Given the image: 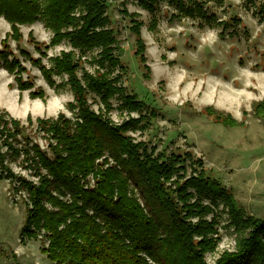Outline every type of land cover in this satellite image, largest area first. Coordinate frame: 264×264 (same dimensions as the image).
I'll return each mask as SVG.
<instances>
[{
  "label": "trees",
  "instance_id": "trees-1",
  "mask_svg": "<svg viewBox=\"0 0 264 264\" xmlns=\"http://www.w3.org/2000/svg\"><path fill=\"white\" fill-rule=\"evenodd\" d=\"M134 1L152 16L165 3L174 10L171 23L198 20L199 27L221 28L223 35L242 23L211 12V3L222 0ZM124 14L132 19L136 56L148 75L144 23L139 14ZM257 14L264 18V4ZM0 18L11 25L1 41L0 69L14 77L20 92L46 101L45 91L24 78L28 69L23 63L30 62L50 88H70L74 101L67 107L76 113L75 118L60 113L35 122L28 116L27 127L36 125L44 148L26 134L21 120L0 110V180L25 195L22 242L44 239L48 245L43 254L54 264H208L207 254L216 253L221 241L216 211L222 207L229 217L227 228L236 235L235 249L222 253L215 264H264V217L249 214L191 152L156 155V148L149 151L129 135L144 130L158 113H148L144 102L127 93L121 74L111 76L125 68L115 55L117 37L102 0H0ZM40 21L52 32L51 40L42 45L30 33L40 57L19 49L23 62L11 52L9 41L20 43V27ZM64 41L73 50L49 57L48 51ZM94 51L98 57L89 63L98 67L92 74L83 65ZM63 76L67 81L58 84L56 77ZM90 94L99 98L98 112L92 109ZM114 99L121 103L118 110L129 114L121 124L110 117ZM253 109L257 117L264 116V101ZM206 112L215 116V123L239 125L212 107ZM13 165L28 176L17 174Z\"/></svg>",
  "mask_w": 264,
  "mask_h": 264
},
{
  "label": "rangeland",
  "instance_id": "rangeland-1",
  "mask_svg": "<svg viewBox=\"0 0 264 264\" xmlns=\"http://www.w3.org/2000/svg\"><path fill=\"white\" fill-rule=\"evenodd\" d=\"M102 1L107 7L110 28L117 37L115 55L125 68L122 73L113 70L111 76L121 74V85L127 93L144 102L148 113L152 110L158 113L157 118L147 121L144 130L129 135L145 144L149 151L156 148V155L191 152L195 159L203 161L207 175L231 191L249 214L263 218L264 116L257 117L253 108L264 101V18L257 14L264 0L212 2L211 12H216L220 19L242 21L234 33L230 29L225 35L221 28L199 27L198 20L171 23L174 10L165 3L152 16L134 0ZM124 10L130 15L139 14V21L144 23L141 31L147 47V65L151 69L148 75L136 56V37L130 31L132 19L125 16ZM20 30L23 40L20 43L10 40L11 52L22 61L19 49L39 58L29 41L30 33L44 45L49 44L52 32L46 29L44 21L21 26ZM9 33L11 25L0 18V50L3 49L1 41ZM71 50L69 42L64 41L50 49L48 56ZM98 53L90 52L84 57L83 68L92 74L98 66L89 62ZM43 63L50 65L46 58ZM23 65L28 69L24 78L44 90L47 100H33L29 91L20 92L14 77L0 69V110L21 120L26 127L28 116L34 122L37 118H56L60 113L75 118L76 113L67 107L74 101L70 88L56 91L30 62ZM56 81L65 83L67 77H56ZM89 100L92 109L98 112L99 98L90 94ZM112 104L115 111L110 117L114 124L129 118L127 112L118 110L121 104L118 99L112 100ZM210 107L232 116L239 125L215 123V116L206 112ZM131 116L138 118L139 114ZM26 134L45 148V142L36 134V125L28 126ZM13 169L19 175L28 176L16 165ZM14 188L9 181L0 180V264H54L43 254L48 245L44 239L22 242L25 195L15 192ZM216 213L220 219L221 241L216 253L207 254L208 264H215L222 253L235 249L236 235L233 229L227 228V213L222 207Z\"/></svg>",
  "mask_w": 264,
  "mask_h": 264
}]
</instances>
